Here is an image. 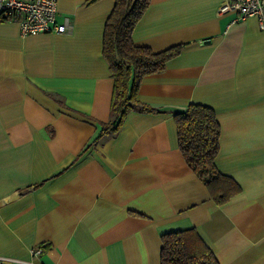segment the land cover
I'll list each match as a JSON object with an SVG mask.
<instances>
[{
    "label": "crops",
    "instance_id": "obj_1",
    "mask_svg": "<svg viewBox=\"0 0 264 264\" xmlns=\"http://www.w3.org/2000/svg\"><path fill=\"white\" fill-rule=\"evenodd\" d=\"M224 0H152L132 35L162 51L143 78L153 110L110 120L114 80L103 56L115 0H58L65 32L23 34L0 18V256L5 264H161L162 234L194 228L220 264H264V28L219 14ZM211 106L215 165L240 186L224 204L190 169L174 114Z\"/></svg>",
    "mask_w": 264,
    "mask_h": 264
},
{
    "label": "trees",
    "instance_id": "obj_2",
    "mask_svg": "<svg viewBox=\"0 0 264 264\" xmlns=\"http://www.w3.org/2000/svg\"><path fill=\"white\" fill-rule=\"evenodd\" d=\"M98 0H88L89 3ZM152 0H115L106 21L103 37V56L114 80L110 120L101 123V130L116 134L128 111L140 108L149 111L147 104L137 98L144 77L165 70L169 60L177 56L183 45H173L162 51L137 45L132 40L135 27ZM211 106L191 103L174 114L179 148L190 166L207 186L212 199L224 204L240 192V186L223 175L215 165L220 150L221 126ZM161 264H220L194 228L162 234Z\"/></svg>",
    "mask_w": 264,
    "mask_h": 264
},
{
    "label": "built area",
    "instance_id": "obj_3",
    "mask_svg": "<svg viewBox=\"0 0 264 264\" xmlns=\"http://www.w3.org/2000/svg\"><path fill=\"white\" fill-rule=\"evenodd\" d=\"M235 12V20H245L256 15L264 28V0H224L218 8L219 14ZM58 0H0V18L16 20L23 34H38L48 31L65 32V23L57 22ZM44 252L42 246L32 248V260L24 264H43L38 257ZM12 261L0 256V264Z\"/></svg>",
    "mask_w": 264,
    "mask_h": 264
}]
</instances>
